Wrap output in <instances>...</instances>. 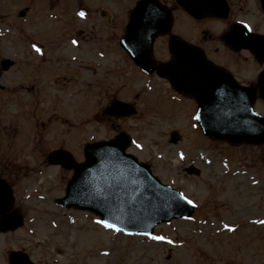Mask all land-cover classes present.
<instances>
[{"label":"rangeland","instance_id":"obj_1","mask_svg":"<svg viewBox=\"0 0 264 264\" xmlns=\"http://www.w3.org/2000/svg\"><path fill=\"white\" fill-rule=\"evenodd\" d=\"M46 1L0 0V58L12 56L16 43L23 42L22 31L37 33L33 36V47L53 38V35H41L44 33L39 29L42 22L57 21L58 31H62L65 22L72 23V17L79 22L81 16L77 15V9L87 1L109 9L117 25L114 34L118 37V23L123 22L126 7L132 0H67V4L63 0H51L50 4ZM27 6L31 9L26 17L19 18L18 11ZM233 9L234 17L250 20L255 29L264 26V14L253 1L246 0L241 6L234 5ZM105 32L106 28L102 26L100 41L104 35L107 37ZM55 40L67 42L60 36ZM113 45L101 42L81 46L80 58L70 53L65 58L82 62L86 59L82 58L84 48L99 47L97 52L104 55L111 52L109 61L100 62L103 69L93 75L101 78L108 76L113 61L125 59ZM48 66L46 69L51 72H55L51 69L55 68L56 73L74 77L66 82L68 99L65 103L52 104L53 109L67 118L68 148L77 154L84 141L113 135L106 121L93 119L95 111L91 112L97 107L100 110V106L94 102L82 104L78 98L77 88L84 72L65 62ZM129 70L117 72V76L107 79L106 85L118 90L126 77L131 81L137 77L134 78L135 85L131 86L137 91L148 77L133 68ZM11 79L12 69L1 74L0 83L9 84ZM7 102L1 101L0 105L5 106ZM139 102V114L120 124L121 129L132 136L134 144L130 151L149 163L158 179L177 188L194 203L191 217L156 226L150 236L162 237L160 241L104 228L95 223L98 218L93 213L63 208L54 201L63 194L70 172L61 167L46 166L45 157L40 156L43 152L32 151V129L20 130L14 137L5 136L1 129L0 164L3 170L0 177L12 187L14 203L11 210L19 211L21 224L13 230L0 232V264H6V255L11 250L26 252L32 261L41 264H264V224L259 223L264 221V147L234 148L208 139L197 144L199 132L189 131L188 115L173 113L169 118L159 117L153 111L145 112V104ZM7 107L4 108V119L0 113L2 126L10 123L12 113L21 112L23 105L14 108L11 103ZM24 108L31 112L30 105L29 108L24 105ZM260 109L264 110V105ZM55 117L57 114L51 115L50 128ZM90 117L92 120L87 127L84 121ZM173 129H179V143L168 140V133ZM57 135H50L49 138L54 140H47L46 145L64 144L60 133ZM190 141L196 143L190 144ZM82 159L80 153L77 160ZM225 225L234 231H227Z\"/></svg>","mask_w":264,"mask_h":264},{"label":"water","instance_id":"obj_2","mask_svg":"<svg viewBox=\"0 0 264 264\" xmlns=\"http://www.w3.org/2000/svg\"><path fill=\"white\" fill-rule=\"evenodd\" d=\"M199 14L200 11L197 12V16ZM148 66L156 68L159 75L167 77L172 84H176L174 72L165 71L155 64ZM246 106L251 105L246 104ZM130 112L133 110L130 109ZM255 120L257 129L260 130L258 133L244 131L252 130L251 125H238L233 119L215 116L200 119V126L203 132L211 137L226 138L235 143L262 142L264 118L255 116ZM127 141L128 138H122L86 146V161L76 167L66 186L65 196L58 202L64 206L93 211L101 217V220L125 232L149 234L157 223L189 216L193 211L192 204L181 200L178 191L161 184L146 165L138 163L133 156L126 154L124 142ZM60 154L61 152L55 151L49 158L54 159ZM6 197L7 202L4 203ZM10 204L9 188L0 180V212L6 210ZM8 217L3 216L0 222L4 221L3 223L11 224L10 227H15L19 219L16 217L14 220H7ZM11 254L20 256L18 252ZM22 258L26 261L23 264H31L27 262L26 256ZM12 259L17 262L14 256Z\"/></svg>","mask_w":264,"mask_h":264},{"label":"flooded vegetation","instance_id":"obj_3","mask_svg":"<svg viewBox=\"0 0 264 264\" xmlns=\"http://www.w3.org/2000/svg\"><path fill=\"white\" fill-rule=\"evenodd\" d=\"M161 1L168 6L170 5L169 7H171L173 4V0H161ZM175 8L172 9L175 17L174 20L178 19V13L176 15L174 12ZM86 12H87L86 19L85 21H83L82 24L90 23V27L92 29L95 28L100 29L103 26L107 29L106 31L107 34H111V29L116 28V22L112 15H106L104 12H101L97 9L91 11L86 10ZM89 14L90 16H88ZM231 19L232 18L229 17L225 20H221V19L205 20V21H210V23L201 22V21L196 22L192 20L193 22H195V25H192L189 31H187V34H190L189 37L186 36L185 34H183L182 37L188 40L189 42L201 47L204 50L206 56L216 64L231 69V71L234 73V75L237 77L238 80L240 79L238 78L237 73H240L249 78V80H247L246 82H241V83L255 84L257 75L260 70H258L256 74H253L252 72L253 70L245 69L244 63L246 59L242 57L244 56L242 55V50L237 52L230 51L221 41L220 34L223 31H226L233 23L232 21L234 20ZM168 40H169V36L164 35L156 38L153 43V54L158 61H167L170 58V54L167 49ZM14 61L16 62V64H18L20 60L14 59ZM129 64H132V62ZM99 65L100 64L98 65L89 64L85 66V68H89L92 71H95L96 69L100 68ZM123 65L124 67L127 66V64L124 63ZM132 66L136 68L133 64ZM254 77L255 79L253 80ZM151 93L155 95L156 93H158V91H153ZM178 95L189 100L191 103L194 102V100L190 96H186L182 94H178Z\"/></svg>","mask_w":264,"mask_h":264},{"label":"snow or ice","instance_id":"obj_4","mask_svg":"<svg viewBox=\"0 0 264 264\" xmlns=\"http://www.w3.org/2000/svg\"><path fill=\"white\" fill-rule=\"evenodd\" d=\"M77 15L83 17L84 16V13H82V12L81 13H77ZM75 43H76V41H73V44H75ZM37 51H38V49H37ZM193 119H198V117H195L194 116ZM136 146L137 147H140L139 145H136ZM180 199L181 200H184L188 204H191L192 203L190 200H186L183 195L180 196ZM95 223L101 224L104 228L111 229L114 232H120V231H122V229L117 228L114 225H112V224H110V223H108V222H106L104 220H97V221H95ZM254 223H255V221H254ZM259 223L264 224V221H259ZM225 227H226L227 231H229V232L234 231V229L228 227L227 225H225ZM128 234L131 235L132 233H128ZM142 234L148 236L149 239L156 240V241H160V240L163 239L162 237H159V236H150L148 233H142ZM167 243H171V241H167ZM104 255H107V253H104Z\"/></svg>","mask_w":264,"mask_h":264},{"label":"bare ground","instance_id":"obj_5","mask_svg":"<svg viewBox=\"0 0 264 264\" xmlns=\"http://www.w3.org/2000/svg\"><path fill=\"white\" fill-rule=\"evenodd\" d=\"M23 203H25V201Z\"/></svg>","mask_w":264,"mask_h":264}]
</instances>
